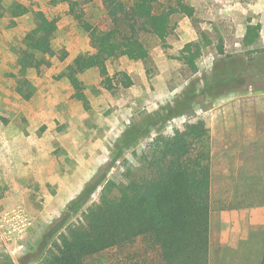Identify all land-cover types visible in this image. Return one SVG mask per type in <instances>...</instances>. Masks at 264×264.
Returning a JSON list of instances; mask_svg holds the SVG:
<instances>
[{
  "label": "rangeland",
  "instance_id": "obj_1",
  "mask_svg": "<svg viewBox=\"0 0 264 264\" xmlns=\"http://www.w3.org/2000/svg\"><path fill=\"white\" fill-rule=\"evenodd\" d=\"M17 1L58 20L51 44L57 55L41 73L28 72L35 89L26 90L23 97L18 92V57L33 27L32 14L0 18V115L9 119L8 125L0 123V264L8 259L14 264H43L38 253L41 241L69 203L101 174L105 181L92 193L89 206L99 203L110 179L122 180L124 164L133 161V153L120 152L117 145L125 130L140 124L146 126V133L137 143L139 150L157 145L161 136H172L176 130L184 133L188 124L209 129L210 264H232L235 253L229 252L226 237L230 217H222L219 211L236 210L242 216L247 211L239 210L242 207L264 202V110H259L264 109V83L245 86L246 91L225 87L215 97L203 90L212 83L218 62L229 63L233 58L242 65H264V0H183L195 9V16L173 17L165 47L144 35L148 59L134 62L120 56L108 62L114 91L104 89L97 69L86 68L78 76L89 111L73 98V88L60 76L77 56L94 53L90 35L77 25L66 4ZM88 1L84 7L88 21L110 31L102 0ZM249 20L262 26L253 46L243 43ZM196 42L203 49L197 61L199 72L193 74L181 51ZM222 45L223 55L219 53ZM192 86L199 97L189 110L148 123L165 107L185 100ZM242 134L249 141H241ZM222 196L229 197L221 201ZM259 237L257 229L252 231L242 264H260L264 236ZM140 247L112 249L88 264H143Z\"/></svg>",
  "mask_w": 264,
  "mask_h": 264
},
{
  "label": "trees",
  "instance_id": "obj_2",
  "mask_svg": "<svg viewBox=\"0 0 264 264\" xmlns=\"http://www.w3.org/2000/svg\"><path fill=\"white\" fill-rule=\"evenodd\" d=\"M8 0H0V18L22 17L32 14V30L26 34L24 47L19 51L18 68L20 87L25 97L28 89H35L28 79V72L41 73L43 66H50L49 59L57 53L51 47L58 31V20L43 11H31L27 6ZM54 6L66 4L77 25L90 35L91 54H80L62 72L74 90L73 98L91 109L78 76L85 69H97L102 86L114 91L108 62L125 56L137 62L148 59L149 51L144 35L158 39L163 47L173 29V17L195 16V9L183 0H102L105 15L111 22V30L103 31L87 19L85 6L88 0H51ZM262 26L248 21L243 40L245 46H253L260 38ZM205 38V35L203 34ZM209 43V42H208ZM207 43V45H208ZM199 42L186 44L181 57L188 68L197 74V61L202 55ZM219 53L224 54L223 45ZM65 56V55H64ZM62 57L65 60L67 56ZM230 62L215 65L212 83L203 90L206 96L225 87L242 88L254 83H264V65ZM214 91V94L211 93ZM197 89L192 86L186 99L165 107L151 116L148 123L164 121L170 116L186 112L196 101ZM0 123L9 119L0 115ZM185 132L176 130L172 136L159 138L157 145L139 150L138 141L146 133V126L134 125L123 133L117 145L132 150V162L124 164L121 181L110 179L102 191V198L95 206L88 202L99 189L106 176L100 175L89 183L82 193L67 206L61 218L46 231L38 253L43 264H88L89 260L112 249L123 250L141 245L143 264H210V224L212 176L209 129L196 124L185 126ZM1 199V198H0ZM151 253L155 255L150 256ZM1 264H14L10 259ZM260 264H264V244Z\"/></svg>",
  "mask_w": 264,
  "mask_h": 264
},
{
  "label": "crops",
  "instance_id": "obj_3",
  "mask_svg": "<svg viewBox=\"0 0 264 264\" xmlns=\"http://www.w3.org/2000/svg\"><path fill=\"white\" fill-rule=\"evenodd\" d=\"M259 110L263 111L264 109ZM243 111L245 114V108ZM243 116L246 117V115ZM258 133H260V131L256 132V135ZM245 139L246 137L242 134L240 140L245 142ZM249 139L250 138L246 139V141H249ZM227 197L229 196H222L221 201L225 200ZM239 210L247 211L246 214L242 216L235 214L236 212L234 211L236 210H233L231 213L227 212V209L219 211L222 214V217L225 215V217H230L229 223L231 224L228 227L229 231L226 237H228L227 248L229 249V252H232L233 254L235 253L234 262H232V264H242L246 248L249 246L252 231L257 229L258 235L260 236L259 238L264 236V202L248 205V207H242V209Z\"/></svg>",
  "mask_w": 264,
  "mask_h": 264
}]
</instances>
